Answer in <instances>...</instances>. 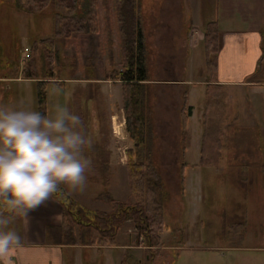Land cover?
Instances as JSON below:
<instances>
[{
	"label": "rangeland",
	"instance_id": "1",
	"mask_svg": "<svg viewBox=\"0 0 264 264\" xmlns=\"http://www.w3.org/2000/svg\"><path fill=\"white\" fill-rule=\"evenodd\" d=\"M86 1L91 4V0H78L80 12ZM95 1L97 31L56 41L55 73L45 86L46 110L51 116L57 106H64L81 117L83 132L90 140L83 155L91 163L85 173L83 191L67 189L86 208L94 210L77 197L89 200L88 206L107 211L112 205L105 191L118 200L133 203L127 169L119 167L126 166V151L135 148V144L127 131L122 83L106 79L111 71L124 67L117 0ZM55 2L52 0L45 9L29 13L16 7V0H0V105L19 104L20 100L31 108L33 100L32 109L37 110L36 83H27L32 81L29 78L22 83L16 79L22 77L20 69L34 45H37L36 68L39 77L44 76L46 61L40 41L54 36V19L59 12ZM138 3L149 70L152 160L167 193L164 215L168 228L162 234L163 245L159 242L150 247V263L207 264L220 252L208 251L207 246L238 244L244 234L264 229V122H255L256 117L249 108L247 111L238 91L226 94L225 98L222 91L215 89L222 105L216 115L218 120L214 121V127L221 131L222 155L207 166L199 164L204 130L202 86L210 80L204 62L205 46L200 38L215 0H198V6L194 0H138ZM201 9H205V18ZM109 32L113 60L108 46ZM192 41L194 49L190 47ZM187 83L192 88L188 104L193 110L184 149L181 113ZM74 229V234L78 230L79 235L88 232L87 226L76 222ZM135 233L136 244L144 243L138 230ZM97 237L88 234L91 241ZM136 261L134 258L132 263Z\"/></svg>",
	"mask_w": 264,
	"mask_h": 264
},
{
	"label": "trees",
	"instance_id": "2",
	"mask_svg": "<svg viewBox=\"0 0 264 264\" xmlns=\"http://www.w3.org/2000/svg\"><path fill=\"white\" fill-rule=\"evenodd\" d=\"M52 0H16V7L25 12H37L45 9ZM59 12L55 16L54 36L40 41L42 45L46 72L39 77L34 58L36 46L26 59L21 70L22 77L36 80L37 110L47 113L45 86L49 79L54 77L55 62L58 55L57 39L66 40L72 36L96 32V1L91 4L84 2L81 12L78 0H55ZM117 13L120 25L121 51L123 69L113 70L106 79L120 80L122 90V103L127 131L135 148L126 151L127 166L130 182V192L134 198L133 203H123L113 199L105 191L113 208L110 212L91 210L79 203L67 190L61 186L52 198L58 200L64 207L62 227L74 233L75 222L81 226L92 227L98 230L101 244H116V235L119 228L132 219L135 228L144 237V243L152 247L159 245L161 234L167 230L164 215V200L167 196L164 181L152 160V119L151 109L148 106L149 70L145 46V35L139 14L138 0H117ZM109 32V51L113 60V42ZM219 29L216 21L209 22L204 29V46L206 56V69L209 77L207 99L202 114L204 133L201 145V161L203 166L212 163L222 155L221 131L214 127L218 120L216 115L221 105L214 82L217 73V52L219 49ZM48 79V80H47ZM189 91L185 92L182 107V120L184 126V142L191 116L192 107L188 104ZM217 119V120H216ZM187 138V137H186Z\"/></svg>",
	"mask_w": 264,
	"mask_h": 264
},
{
	"label": "crops",
	"instance_id": "3",
	"mask_svg": "<svg viewBox=\"0 0 264 264\" xmlns=\"http://www.w3.org/2000/svg\"><path fill=\"white\" fill-rule=\"evenodd\" d=\"M194 4L198 6V0H194ZM210 7V15L208 14L206 22L216 21L219 29L214 89L222 91L225 98L226 94L238 91L240 99L245 100L244 105L247 111L249 108L254 118L256 117L255 122L258 120L264 122V0H215L213 12V6ZM201 14L204 18L206 17L205 9H201ZM202 31L200 43L204 47V25ZM193 39L194 41L197 39L196 35ZM194 41L190 42L191 49H194ZM204 57L206 63L205 47ZM25 80L27 81L21 76L16 79L20 83L26 82ZM27 83H35V81L33 82L32 79ZM210 84L212 83L206 82V85L202 86V91L205 89V104ZM187 85L190 102L192 88L189 87L190 83ZM29 99L31 100L30 96ZM24 103L19 100V104ZM225 103H227L226 99ZM31 108H33V100ZM256 130L260 135L258 129ZM202 137L203 134L201 145ZM200 161L201 146L199 164H201ZM109 167L112 170V164H109ZM125 168L128 173L127 162L126 166H120L119 170L124 171ZM128 183L130 190L129 174ZM109 193L113 199L123 202L115 198L111 192ZM77 199L94 210L110 212L113 208L112 206L107 211L93 208L87 205L86 202L89 200L78 197ZM107 201L110 203L109 199ZM63 218L64 207L58 200L50 197L39 207L30 211L27 217L16 219L10 227L21 235L22 247L15 252L7 264H151L150 247L145 243L136 244V228L132 219H128L119 228L116 244H101L98 242L100 236L96 238V241L88 238V234L99 235L97 229L88 227L85 235H79V230L74 234L62 227ZM162 234L160 242L163 245ZM244 235L238 244L222 243L207 246L205 249L208 251H220L215 253V257L208 260L207 264H264V229H253V232L250 231ZM134 258L137 259L136 263H132Z\"/></svg>",
	"mask_w": 264,
	"mask_h": 264
},
{
	"label": "clouds",
	"instance_id": "4",
	"mask_svg": "<svg viewBox=\"0 0 264 264\" xmlns=\"http://www.w3.org/2000/svg\"><path fill=\"white\" fill-rule=\"evenodd\" d=\"M90 140L81 117L57 106L49 116L24 104L0 105V264L22 247L10 225L57 193L86 186Z\"/></svg>",
	"mask_w": 264,
	"mask_h": 264
}]
</instances>
